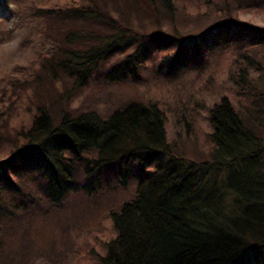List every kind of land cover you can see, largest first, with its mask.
Returning <instances> with one entry per match:
<instances>
[{"label": "trees", "instance_id": "trees-1", "mask_svg": "<svg viewBox=\"0 0 264 264\" xmlns=\"http://www.w3.org/2000/svg\"><path fill=\"white\" fill-rule=\"evenodd\" d=\"M40 1L0 0V6L26 9L29 23L37 21L31 29L37 36L50 38V50L40 53L36 64L37 77L51 86L50 104L63 100L57 87L62 74L82 82L99 63L118 54L127 56L111 63L106 81L135 79L146 64L148 51L144 57L140 50L147 41L155 51L158 71L170 79L186 70L195 74L203 63L201 43L210 40L207 46L221 54L220 62L229 63V83L247 96L242 99L264 97L246 84L250 68L262 70L254 57L264 47V32L236 20L241 14L264 16V0H59L53 6H42ZM175 12L217 19L187 39L173 37V42L179 38L188 43L193 57L170 53L161 32L140 34L141 45L126 53L133 36L139 35L135 24L159 28ZM203 73H197L200 83ZM2 89L0 254L15 241L21 253L26 247L20 240L27 244L38 239L41 247L48 243L52 232L40 225L42 207L26 210V204L15 199L25 195L31 201L24 185L39 172L40 179L47 180L51 204L91 192L92 181L78 189L73 164L79 162L86 179L99 176L105 168L110 175L116 168L118 181L136 174L132 190L120 197L110 194V200L118 195L117 206L102 208L114 235L107 242L99 241L103 253L97 255L98 264H261L258 260L248 263L243 255L250 250L264 255V139L245 123L239 102L220 93L206 108L209 131L204 133V148L211 161L196 163L170 152L166 126L171 112L162 101L130 103L107 117L95 110L70 117L61 110L55 123L52 109L42 101L20 95L4 99ZM19 112L30 120L18 122L12 115ZM109 163L114 168L107 167ZM152 164V170L144 171L145 165ZM133 165L137 171H132ZM220 168L225 169L223 191L206 184L212 171ZM109 188L99 187V194ZM224 194L237 199V214L225 211ZM21 205L24 214L17 216Z\"/></svg>", "mask_w": 264, "mask_h": 264}, {"label": "rangeland", "instance_id": "rangeland-1", "mask_svg": "<svg viewBox=\"0 0 264 264\" xmlns=\"http://www.w3.org/2000/svg\"><path fill=\"white\" fill-rule=\"evenodd\" d=\"M57 1L59 0H41L40 3L42 6H53ZM35 4L39 5V2ZM216 20V18L208 17H187L175 12L170 22L167 25L162 24L159 28L155 25L140 27L135 24L133 28L139 35L133 36L131 40L133 42L130 47L128 45L129 49L126 53L132 54L141 45L140 34L161 32L164 34V40H167V50L170 53L193 57L194 49L188 46V43L180 42L179 38L187 39L196 35L204 31L210 23L217 22ZM236 20L245 22L249 27L261 31V34L264 32V16L262 15L241 14ZM29 22L26 9L0 6V87H3L4 99L14 96L18 98L19 95L31 96L35 100L37 98L52 109L51 113L55 123H58L60 119L61 110L70 117L92 110L97 111L102 117H107L114 110L124 108L130 103L159 100L164 103L165 109L171 112L166 126L170 152L197 163L211 161L210 152L204 148L206 139L204 133L209 131L206 108L222 93L241 104L237 106L243 113L245 123L264 139V97L250 102L242 99L244 95L242 91L240 92L228 81L227 64L229 63L220 62L221 54H217L207 46L210 40L201 43L203 63L200 64V69L195 70V74L190 75V71L186 70L181 76L166 79L163 72L158 71V62L153 58L155 51L150 50V44L148 45L147 41L140 50L144 57L148 51L146 64L135 79L114 81V83L106 81L105 73L110 69L111 63L124 55L118 56V54L109 59L107 63H99L89 73V77L82 82L62 74L57 87L62 93L63 100L50 104L48 96L51 95L49 94L51 86L36 75L37 56L50 50V38L45 35L37 36L35 29H31L36 26L37 21ZM174 36L179 37L178 42H173ZM170 41L174 44L169 43ZM150 53L151 57H149ZM254 59L262 70L256 71L250 68L251 75L246 84L248 83L250 88L264 95V47L257 50ZM203 71V83H200L198 78L200 79L201 76L199 77L197 73ZM9 81L12 87L8 85ZM12 116L18 118V122L30 120L29 116L21 112ZM85 156L93 157L91 154ZM114 166L112 163L107 165L111 168ZM154 166V164L145 165L144 171L152 170ZM73 168H75L73 169L74 178L78 189L92 181V191L79 192L76 197L70 195L68 199L71 200L66 199L54 205L49 202L46 194L47 180L40 179L42 172L33 173L31 181L24 186L26 194L38 206L34 207L33 202L29 201L25 195L24 198L18 196L15 200L18 204L25 203L26 210L42 207L44 217H41L43 224L40 225L50 230L52 234L48 233V243L44 247H41L38 239V243L29 239L27 244L25 240H20L19 243L23 241L26 247L22 253L17 249L15 241L11 248L9 247L4 251L5 253L0 254V264H98L97 255L103 253L99 241L107 242L114 235L110 222L104 218L103 213L108 208L112 210L117 206V200L123 192L132 190L136 183V174H129L124 180L118 181L115 175L116 168L110 170L111 175L108 174L109 169L105 168L99 171V176L95 174L91 179H86L81 163L75 162ZM132 171H137L135 165ZM224 175L225 169L212 171L206 184L213 183L217 190L223 191ZM40 181L42 184L40 183L39 186ZM104 186H109L110 190L99 194V187ZM118 193L119 197L117 195L116 198L110 200V194ZM90 194L92 195L89 196ZM224 196L225 211L230 215L237 214L239 205L235 196L232 194H224ZM3 199L4 196L0 195V202ZM23 210L21 205L20 213L15 215L18 216ZM32 214L30 217H33ZM243 258L248 263H255L258 260L264 264V255L259 251H247Z\"/></svg>", "mask_w": 264, "mask_h": 264}]
</instances>
